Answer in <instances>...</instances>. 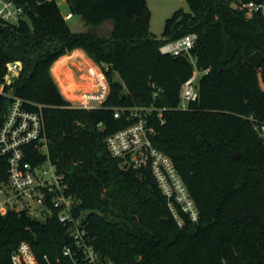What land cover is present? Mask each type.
I'll return each instance as SVG.
<instances>
[{"label": "trees", "instance_id": "16d2710c", "mask_svg": "<svg viewBox=\"0 0 264 264\" xmlns=\"http://www.w3.org/2000/svg\"><path fill=\"white\" fill-rule=\"evenodd\" d=\"M13 1L25 14L18 24L0 20V76L7 62H21L5 89L25 109L41 112L50 160L77 196L75 213L84 214L103 263L264 264V139L254 130L264 122V14L245 7L264 0H187L189 10H175L160 36L151 31L146 0H65L84 22L79 31L56 0ZM190 33L194 63L187 54L160 51ZM75 48L108 83L100 106H72L60 92L67 93L64 83L59 89L50 72ZM68 59L58 60L53 74ZM195 68L204 71L198 96L179 109L181 85ZM8 103L0 94V126ZM130 107L153 109L151 143L171 157L197 221L181 214L178 225L146 161L124 170L110 154L105 139L134 121ZM24 150L30 161L40 158L33 144ZM6 180L0 155V183ZM21 242L40 260L72 264L63 247L73 241L54 216L40 221L24 211L0 213V264H11Z\"/></svg>", "mask_w": 264, "mask_h": 264}, {"label": "built area", "instance_id": "2783aa9c", "mask_svg": "<svg viewBox=\"0 0 264 264\" xmlns=\"http://www.w3.org/2000/svg\"><path fill=\"white\" fill-rule=\"evenodd\" d=\"M249 11H261L264 14V2L249 1L245 4ZM24 7L13 0H0V20L18 24L24 18ZM67 21L72 13L63 14ZM196 35L187 34L160 46L162 53L172 55L187 54L192 63L194 58L189 50ZM1 68V67H0ZM21 69L20 61H9L4 65V74L0 76V94L9 99L8 108L0 126V155L6 158L7 180L0 183V193L6 197L0 206V213L9 209L24 211L30 217L45 221L53 216L66 227L74 247L65 245L63 255L72 264H104L95 250L93 238L87 230L84 214L75 213L77 196L71 192L64 175L57 171L47 151L44 119L40 111H31L22 107L23 100L6 90ZM197 69L187 78L180 88L179 109H186L191 100L198 96L196 87ZM204 71H201V73ZM98 91H81L77 102L72 106L92 108L102 104L107 96L105 84L100 83ZM40 108V106H38ZM125 109L116 111L118 112ZM150 107H130L129 117L134 121L124 128L109 134L105 141L110 154L119 160L124 170L137 169L146 161L150 170L167 199V204L179 226L183 224L182 215L191 221L199 218L198 209L190 196L171 157L155 148L150 139L153 128L149 126L147 115ZM254 130L264 139V122L254 123ZM33 144L40 158L30 161L24 148ZM11 264H51L46 255L40 260L27 242H21L10 256Z\"/></svg>", "mask_w": 264, "mask_h": 264}, {"label": "rangeland", "instance_id": "374dc122", "mask_svg": "<svg viewBox=\"0 0 264 264\" xmlns=\"http://www.w3.org/2000/svg\"><path fill=\"white\" fill-rule=\"evenodd\" d=\"M56 2L63 14L68 12L67 3L65 0H56ZM146 3L149 10L150 28L152 33L157 36L161 35L165 20L169 18L175 10H189L187 0H146ZM67 23L74 30L79 31L85 28L82 18L76 14H72V18L68 19ZM83 60L84 58H82V62ZM201 74V71L198 70L197 78H199ZM54 76L56 77L58 83H64L65 88L67 89V93H63L60 89V92L62 93L64 98L73 103L77 102V96H79L81 91H98L99 89H101L100 83L102 82L103 84H105L106 80L99 66L97 67L96 65H85L83 67L78 65L77 62H69V67L68 65L67 67L65 66L61 73H54ZM72 82L74 83V85H72ZM69 83L70 85H67ZM5 197L6 196L3 193H0V206L4 202Z\"/></svg>", "mask_w": 264, "mask_h": 264}, {"label": "crops", "instance_id": "0c3cea01", "mask_svg": "<svg viewBox=\"0 0 264 264\" xmlns=\"http://www.w3.org/2000/svg\"><path fill=\"white\" fill-rule=\"evenodd\" d=\"M75 54H78V56L75 57V56H74ZM82 56H84V57L87 58L89 61H91V64H88L89 66L96 65V66L98 67V65H97L94 61H92V60L87 56V54L85 53V51H84L83 49H81V48H75V49H73L70 53H68V54H64V55L60 56L59 58H57V59L51 64V66H50V72H51V74H52V76H53V78H54V80H55V82H56V84H57L58 87H59V83H58L56 77L54 76V74H53V72H52V67H53V65H54L58 60H60L61 58L69 57V59H68V63H67L68 67H69V62H70V63L77 62L78 65L84 67L86 64H85V63L83 64L82 62H80V61H81V60H80L81 58H79V57H82ZM67 65H66V67H67ZM88 65H87V66H88ZM72 69H73V68H72ZM72 83H73V82H72ZM67 85H70V83L67 84ZM72 85H74V83H73ZM105 88H106V90H108V83H107L106 80H105ZM59 89H60V87H59Z\"/></svg>", "mask_w": 264, "mask_h": 264}, {"label": "water", "instance_id": "95a60500", "mask_svg": "<svg viewBox=\"0 0 264 264\" xmlns=\"http://www.w3.org/2000/svg\"><path fill=\"white\" fill-rule=\"evenodd\" d=\"M104 24L107 25L110 29H113L114 24L112 21H106ZM233 156L237 157V154L233 153Z\"/></svg>", "mask_w": 264, "mask_h": 264}]
</instances>
